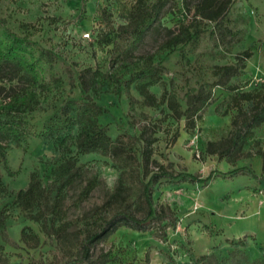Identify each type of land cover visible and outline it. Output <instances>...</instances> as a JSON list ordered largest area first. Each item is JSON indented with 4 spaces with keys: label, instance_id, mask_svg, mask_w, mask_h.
I'll return each mask as SVG.
<instances>
[{
    "label": "rangeland",
    "instance_id": "rangeland-1",
    "mask_svg": "<svg viewBox=\"0 0 264 264\" xmlns=\"http://www.w3.org/2000/svg\"><path fill=\"white\" fill-rule=\"evenodd\" d=\"M134 1L0 0V17L11 29L22 34V24H31L30 32L38 42L33 53L42 59V82L54 85L61 79L63 83L50 93L41 92L38 106L26 113V140L1 138L8 168L0 161L4 182L0 209L5 211L9 235L18 245L0 235V264L78 257L75 222L118 188L121 171H126V201L122 204L142 215V181L148 178L115 146L124 134L131 136L125 148L139 155L143 134L154 138L151 172L164 167L175 174L193 173L202 178L213 172V177L198 182L165 177L154 182V205L162 209L163 217L147 231L118 227L93 247L95 257L106 254L105 264H264V121L246 128L251 102L243 103L242 111L233 108L222 114L233 92L252 90L264 81V0H232L227 12L216 20L195 17L197 0L187 1L190 9L185 0H164L160 20L133 58L154 56L161 81L150 90L159 104L141 95L134 83L119 95L103 77L109 72L111 48L103 44L104 35L111 32L109 26L118 29L128 23L125 6ZM194 18L200 34L197 41L174 48L163 46ZM99 22L101 28L96 27ZM87 32L90 38L84 37ZM246 51L248 57L243 54ZM226 64L238 66L240 72L226 83L216 84L214 69ZM121 73L128 78L130 71ZM18 83L24 80L11 67L0 70V98ZM207 83L211 84V104L195 115L194 125H188L187 92ZM231 87L236 91L228 89ZM67 98H85L106 109L99 122L111 141L81 152L79 123L49 136L40 135L47 119ZM239 127L250 135L235 158L228 160L219 148ZM240 167L258 177L233 172ZM93 179L97 185L84 198L83 191ZM32 184H39L44 203L31 195H19ZM23 231L32 238L33 246L23 241Z\"/></svg>",
    "mask_w": 264,
    "mask_h": 264
},
{
    "label": "trees",
    "instance_id": "trees-1",
    "mask_svg": "<svg viewBox=\"0 0 264 264\" xmlns=\"http://www.w3.org/2000/svg\"><path fill=\"white\" fill-rule=\"evenodd\" d=\"M188 0H185L186 8L190 9ZM232 0H197L194 3L195 17L216 20L222 17L230 7ZM166 3L164 0H135L130 6H125V15L128 23L115 29L109 26V33L103 38L105 45H111L108 50L110 68L107 75H103L106 84L111 90H116L122 95L129 86L134 83L138 91L153 104H159L157 97L150 90V86L161 81V74L156 64L154 56L140 55L136 59V50L144 41L147 33L160 20ZM99 13L101 8L99 7ZM195 18L167 38L163 44L165 48H174L179 44L189 41H197L199 31L195 28ZM103 26L102 22L97 24V28ZM24 33L20 34L7 25L5 18L0 17V70H5L8 66L22 77L24 83L14 86L9 92L0 98V141L1 138H11L16 140H26L28 131L25 125V115L34 110L40 103L41 92L50 93L54 89L60 88L63 83L61 79L56 80L52 85L50 82H42L39 75V68L42 59L36 58L33 51L37 48L38 42L32 37L30 23L22 24ZM113 32L114 36H111ZM103 36V37H104ZM102 44V43H101ZM246 57L249 52L243 53ZM130 71L128 78H123L122 70ZM239 67L234 64L216 66L214 76L217 78L216 84H224L232 77L238 75ZM103 84V83H102ZM211 84L207 83L196 89L194 92H187V109L185 115L188 118V125H194L195 115L211 104ZM40 87L41 90H40ZM236 91L235 88H228ZM251 102L252 113L247 119L246 128L254 123L264 121V81L256 88L246 91L238 90L233 92L226 101V108L222 112L227 115L231 109H243V103ZM107 111L101 106L94 104L85 98H67L63 106L54 112L45 122L44 130L40 135L49 136L58 131L67 129L72 123L81 125V135L78 148L81 152H88L111 141L106 133V127L99 122V115ZM74 115H77L74 116ZM193 123V124H192ZM250 135L249 130L243 127L237 128L231 137L219 148L222 156L232 160L242 148L246 138ZM130 134H124L116 139L119 146L129 156L133 165L138 167L146 181H142L141 203L143 207L142 215H137L128 205L123 206L126 201L124 197V176L126 171H121L118 188L93 212L78 218L75 222L77 244L80 255L76 258L54 262L36 260L35 264H105L107 255L100 254L95 257L93 247L109 237V235L120 226H127L138 231H147L155 220L163 217V211L154 205L153 183L168 177H186L190 181H208L213 177L211 172L207 177L202 178L193 173H178L165 169L164 167L151 172L149 166L152 157L153 137H145L143 134V144L140 155L132 149H126L124 144L129 140ZM63 138L62 141H65ZM264 158V153H263ZM4 160L5 167L8 168L6 151L0 142V161ZM234 173L247 174L257 178L252 170L240 167L233 170ZM97 185L96 179L89 181L83 191V197H88ZM4 182L0 175V191ZM39 184H32L27 191L21 190L19 195H31L39 204L44 203L43 194L39 192ZM56 211V208H54ZM0 235L9 244L18 245L9 235L7 230V220L4 209H0ZM23 241L29 245H34L32 238L26 231L22 233ZM37 239V238H36ZM256 261L253 264H260Z\"/></svg>",
    "mask_w": 264,
    "mask_h": 264
},
{
    "label": "built area",
    "instance_id": "built-area-1",
    "mask_svg": "<svg viewBox=\"0 0 264 264\" xmlns=\"http://www.w3.org/2000/svg\"><path fill=\"white\" fill-rule=\"evenodd\" d=\"M84 37H85V38H90V33H89V32L85 33V34H84Z\"/></svg>",
    "mask_w": 264,
    "mask_h": 264
}]
</instances>
